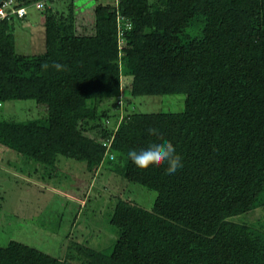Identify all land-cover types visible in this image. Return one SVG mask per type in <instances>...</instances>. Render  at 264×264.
I'll use <instances>...</instances> for the list:
<instances>
[{
	"label": "trees",
	"instance_id": "16d2710c",
	"mask_svg": "<svg viewBox=\"0 0 264 264\" xmlns=\"http://www.w3.org/2000/svg\"><path fill=\"white\" fill-rule=\"evenodd\" d=\"M46 1L13 0L7 9L26 13L0 18V104L36 110L0 114V145L121 182L110 186L107 245L74 232L57 255L10 239L0 264H264V228L239 217L264 205V0H95L89 15L75 0ZM30 5L43 13V48L27 53L14 21ZM166 94H182L183 107L143 106ZM164 141L181 156L174 174L128 157ZM89 183L72 187L80 209L95 198ZM125 183L154 190L152 203L123 197Z\"/></svg>",
	"mask_w": 264,
	"mask_h": 264
},
{
	"label": "rangeland",
	"instance_id": "374dc122",
	"mask_svg": "<svg viewBox=\"0 0 264 264\" xmlns=\"http://www.w3.org/2000/svg\"><path fill=\"white\" fill-rule=\"evenodd\" d=\"M56 1L64 5L69 0ZM46 2L49 3L48 0ZM75 2L80 11H86L89 15L95 0ZM42 19V11L30 5L26 19L14 21L19 51L32 53L42 50L40 32L43 29ZM144 100L150 101L143 106L154 110L160 107L178 110L183 107L182 94L153 95L147 96ZM34 104L32 100L5 101L0 104V114L16 118L29 116L36 111ZM35 169L37 171L33 172ZM29 171L33 174L30 175ZM88 182L90 195L95 198H90L89 205L80 209L76 201L84 199L75 196L72 187L74 185L75 188H83ZM119 182H121L119 174L113 175L105 168L93 176L82 161L59 155L56 163L51 166L30 160L12 148L0 145V244L17 239L49 253L61 255L62 249L66 248L65 239L68 235L83 231L84 236L98 237V242L90 243L93 246L107 245L110 240V224L107 221L111 207L110 186L116 189ZM126 184L130 192L125 190ZM88 191L87 189L85 194ZM123 193L125 194L123 197H137L142 205L152 203L155 196L154 190L137 183H125ZM239 217L264 228V205L251 209ZM73 235L75 239L80 238L76 234Z\"/></svg>",
	"mask_w": 264,
	"mask_h": 264
},
{
	"label": "clouds",
	"instance_id": "9594fccd",
	"mask_svg": "<svg viewBox=\"0 0 264 264\" xmlns=\"http://www.w3.org/2000/svg\"><path fill=\"white\" fill-rule=\"evenodd\" d=\"M132 28L133 24L131 20H126L123 30L131 31ZM48 67L49 65L47 63L41 65L43 70H47ZM51 67L57 71L66 70L65 65L57 62H54ZM148 131L151 135H158L155 128H151ZM128 157L140 169H147L150 166L159 167L161 165H166L165 171L167 174H174L183 166L181 156L176 154L174 146L168 141L153 143L147 148L141 149L139 152L130 150L128 152ZM112 159L115 160L116 155H113Z\"/></svg>",
	"mask_w": 264,
	"mask_h": 264
},
{
	"label": "built area",
	"instance_id": "2783aa9c",
	"mask_svg": "<svg viewBox=\"0 0 264 264\" xmlns=\"http://www.w3.org/2000/svg\"><path fill=\"white\" fill-rule=\"evenodd\" d=\"M13 0H2L0 4V18L3 16H7L9 12L16 13L18 16H22L26 13L27 7L26 6H18V7H11L10 10L7 8L11 6ZM36 5L39 7L41 6V1H38Z\"/></svg>",
	"mask_w": 264,
	"mask_h": 264
},
{
	"label": "water",
	"instance_id": "95a60500",
	"mask_svg": "<svg viewBox=\"0 0 264 264\" xmlns=\"http://www.w3.org/2000/svg\"><path fill=\"white\" fill-rule=\"evenodd\" d=\"M2 0H0V2H1Z\"/></svg>",
	"mask_w": 264,
	"mask_h": 264
}]
</instances>
